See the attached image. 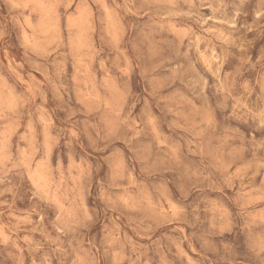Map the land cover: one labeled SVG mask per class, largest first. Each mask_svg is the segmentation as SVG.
<instances>
[{
	"label": "clouds",
	"instance_id": "obj_1",
	"mask_svg": "<svg viewBox=\"0 0 264 264\" xmlns=\"http://www.w3.org/2000/svg\"><path fill=\"white\" fill-rule=\"evenodd\" d=\"M0 264H264V0H0Z\"/></svg>",
	"mask_w": 264,
	"mask_h": 264
}]
</instances>
